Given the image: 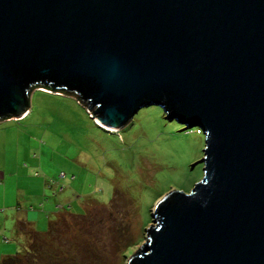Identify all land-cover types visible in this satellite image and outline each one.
<instances>
[{"label": "water", "instance_id": "water-1", "mask_svg": "<svg viewBox=\"0 0 264 264\" xmlns=\"http://www.w3.org/2000/svg\"><path fill=\"white\" fill-rule=\"evenodd\" d=\"M34 90L101 129L156 106L202 130V180L127 264H264V0H0V122Z\"/></svg>", "mask_w": 264, "mask_h": 264}, {"label": "rangeland", "instance_id": "rangeland-1", "mask_svg": "<svg viewBox=\"0 0 264 264\" xmlns=\"http://www.w3.org/2000/svg\"><path fill=\"white\" fill-rule=\"evenodd\" d=\"M21 118L0 122V259L20 252L14 225L27 214L42 234L61 221L28 264H127L158 202L203 178L202 130L169 122L156 106L109 132L75 98L34 90Z\"/></svg>", "mask_w": 264, "mask_h": 264}, {"label": "trees", "instance_id": "trees-1", "mask_svg": "<svg viewBox=\"0 0 264 264\" xmlns=\"http://www.w3.org/2000/svg\"><path fill=\"white\" fill-rule=\"evenodd\" d=\"M44 89L46 91L49 90V88ZM60 222L58 218L56 222L49 225L48 231L42 234L37 232L28 221L23 219L17 220L14 230L16 235L23 241L22 248L15 256L1 258L0 264H28V262L35 261L42 254L40 252L45 249L44 247L40 248L39 243L43 242L46 245L49 241L53 242L54 240L51 239L60 234Z\"/></svg>", "mask_w": 264, "mask_h": 264}, {"label": "crops", "instance_id": "crops-1", "mask_svg": "<svg viewBox=\"0 0 264 264\" xmlns=\"http://www.w3.org/2000/svg\"><path fill=\"white\" fill-rule=\"evenodd\" d=\"M28 113V112H27ZM27 113L21 118L22 120H24L26 117H27ZM4 181L5 183H6V173L5 174H3V173H1L0 172V181ZM5 190H6V187H5ZM1 204H2V201L0 202V206H1ZM4 204H5V201H4ZM1 208V207H0ZM6 209V207H4V210ZM4 213H5V211H4ZM28 217L29 216H27V214L25 215V219H23V220H26V218L28 219ZM0 225L2 226V228H5V225H6V223H3V224H1V222H0ZM15 226V225H14ZM0 242H1V237H0Z\"/></svg>", "mask_w": 264, "mask_h": 264}, {"label": "bare ground", "instance_id": "bare-ground-1", "mask_svg": "<svg viewBox=\"0 0 264 264\" xmlns=\"http://www.w3.org/2000/svg\"><path fill=\"white\" fill-rule=\"evenodd\" d=\"M103 129H105L106 131H109V132H116V130H114V129H109V128H106V127H103V126H101Z\"/></svg>", "mask_w": 264, "mask_h": 264}, {"label": "built area", "instance_id": "built-area-1", "mask_svg": "<svg viewBox=\"0 0 264 264\" xmlns=\"http://www.w3.org/2000/svg\"><path fill=\"white\" fill-rule=\"evenodd\" d=\"M198 133V132H197Z\"/></svg>", "mask_w": 264, "mask_h": 264}]
</instances>
